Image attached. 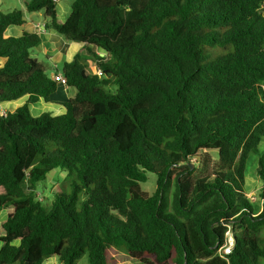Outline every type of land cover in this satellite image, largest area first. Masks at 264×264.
I'll use <instances>...</instances> for the list:
<instances>
[{
    "label": "trees",
    "instance_id": "1",
    "mask_svg": "<svg viewBox=\"0 0 264 264\" xmlns=\"http://www.w3.org/2000/svg\"><path fill=\"white\" fill-rule=\"evenodd\" d=\"M58 1L0 12V103L27 97L0 113V264H264V0H72L62 19ZM24 11L85 51L57 70L62 114L30 111L57 82L29 54L38 32L6 35ZM57 169L69 190L47 206L37 186Z\"/></svg>",
    "mask_w": 264,
    "mask_h": 264
},
{
    "label": "rangeland",
    "instance_id": "2",
    "mask_svg": "<svg viewBox=\"0 0 264 264\" xmlns=\"http://www.w3.org/2000/svg\"><path fill=\"white\" fill-rule=\"evenodd\" d=\"M72 2V0H59L57 3V12H58V18L62 19V17H64L68 11H69V6L70 3ZM24 9V0H0V12L6 13V12H10L13 10H17V9ZM60 9L62 11H60ZM261 11L264 15V4L261 8ZM25 12V11H24ZM35 13V17L39 18L38 22L40 21V23L44 22V16L43 14L40 15L38 12H33ZM28 17L30 16L31 13L26 12L25 13ZM39 25L37 24V21L35 22V30L38 29L39 30ZM19 28V27H17ZM55 34H58L56 32H54ZM60 41H56V43L58 44H77V43H72L70 41H67L65 39H61ZM55 40V39H54ZM72 45L69 46L68 51H66L65 49H61V50H57L56 47L51 48V49H46L45 46L42 44L41 45V50H39L38 48H34L31 49L29 51V54L31 57L35 58L36 60H38L42 66H44L45 68V73L51 77V72H55V64L57 65L58 69L60 70L62 68V65L64 64V62H66V59L68 57V55L70 54V52L72 51ZM45 49V50H43ZM66 51V52H65ZM83 52H85L83 50ZM104 54V53H103ZM60 88L64 87V85H59ZM65 89H68V95L66 96V98H62V100H66L68 99L70 96L73 95V89L69 88V87H64ZM58 95V94H57ZM55 103H62L61 99L59 98V96H56V94H54L53 96H51ZM35 105V104H34ZM37 106V104H36ZM1 109V108H0ZM31 113L33 115H38L40 111H45V109H41L39 106L38 108H35L34 110L30 109ZM264 148V141H262L259 144V150L262 151ZM257 161H258V157L256 154H251L249 159H248V163H247V170H246V191L248 193V196L255 208V210L258 212L261 209V199H260V187L262 186V181L260 180V177L258 175V167H257ZM57 170H54L52 172H49L46 175V179L41 182L40 184H38L37 186V196L38 199L42 200V202H45V205L49 206L53 200V197L56 193L58 192H64L66 190H69V181L71 180V177H69L66 172H59ZM141 188L142 190L148 192L149 194H152L154 192L155 189V175L151 172L147 173V180L144 183H141ZM0 233H2L1 230V225H0ZM241 231L239 230L237 234H240ZM234 236V233H233ZM44 264H57V261L54 260V257L49 258ZM78 264H88L87 263V259L86 256H83L81 258V260H79ZM115 264H138L137 262L131 261L128 256L124 255V256H120L119 257V261Z\"/></svg>",
    "mask_w": 264,
    "mask_h": 264
},
{
    "label": "crops",
    "instance_id": "3",
    "mask_svg": "<svg viewBox=\"0 0 264 264\" xmlns=\"http://www.w3.org/2000/svg\"><path fill=\"white\" fill-rule=\"evenodd\" d=\"M25 13L26 12H24L25 23L23 24V26L19 27V28H17V26L10 27L6 32V35L17 36V35H20L23 30L38 32L41 36V41L35 48H38L39 50L42 49L41 48L42 44L45 46V48L47 50L56 47L57 50H61L63 48L65 50L67 49L66 51H68L69 46L72 45V47H71L72 51L68 55L66 62L71 61L73 56L75 55V53H77L78 51H83L82 45L78 44V43L77 44H66V42H65V44H59V43L57 44L56 41H58V42L60 41L59 37H61V39H65V38L62 37L61 35L55 34L52 29L46 30L44 28V23L46 21L45 18H44V22L40 23V21L38 22L39 18L35 17V13H31L29 17ZM38 13L40 15H42L41 12H38ZM36 21H37V24L39 25V27H38L39 30L38 29L35 30V28H34ZM72 43H75V42H72ZM43 50H45V49H43ZM97 53L100 56H105V54H103L100 51H97ZM5 61H6V58H0V67L4 64ZM54 68L56 70H55V72H51V77H53V75L55 73H57V74L61 73L60 71H57L58 67L56 64H55ZM59 85H63V84L57 83V91L54 94H56V96H59V98L62 100V98H66V96L68 95V89L64 88L65 86L67 87V85H64V87H62V88H60ZM54 94H52L51 96H53ZM51 96H50V100L47 102L40 99L37 103H35V105L34 104L30 105V109L34 110L35 108H38V106H39L41 109H45V111L50 112L52 115H58V114L64 113L65 109H64L62 103L53 102L54 99ZM26 98L27 97L24 96V97L17 99V100L1 102L0 108L4 109L6 111H12L16 107L22 105L25 102ZM64 101L65 100H62L61 102H64ZM36 104H37V106H36ZM42 112L43 111H40L39 114ZM9 211L10 210H8V209H4V210L0 211V225L6 220ZM54 260H56V258H54Z\"/></svg>",
    "mask_w": 264,
    "mask_h": 264
},
{
    "label": "built area",
    "instance_id": "4",
    "mask_svg": "<svg viewBox=\"0 0 264 264\" xmlns=\"http://www.w3.org/2000/svg\"><path fill=\"white\" fill-rule=\"evenodd\" d=\"M97 72L99 74L101 73L100 70H97ZM52 78L57 83L66 85V79H65V77L63 76L62 73H60V74L55 73ZM6 112H7L6 110L0 109V113L2 115H5ZM234 242H235V237L233 236V230L231 228H229V230L226 232V235H225L224 245L220 248V253L223 254V255L229 254L232 251L233 247H234Z\"/></svg>",
    "mask_w": 264,
    "mask_h": 264
},
{
    "label": "water",
    "instance_id": "5",
    "mask_svg": "<svg viewBox=\"0 0 264 264\" xmlns=\"http://www.w3.org/2000/svg\"><path fill=\"white\" fill-rule=\"evenodd\" d=\"M191 167H192V165H191ZM55 258H56V260H57V256H55Z\"/></svg>",
    "mask_w": 264,
    "mask_h": 264
}]
</instances>
